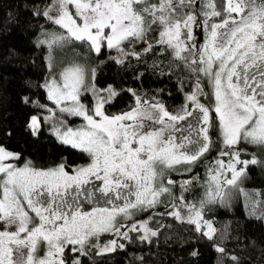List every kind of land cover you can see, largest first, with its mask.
<instances>
[{
  "label": "snow or ice",
  "instance_id": "snow-or-ice-1",
  "mask_svg": "<svg viewBox=\"0 0 264 264\" xmlns=\"http://www.w3.org/2000/svg\"><path fill=\"white\" fill-rule=\"evenodd\" d=\"M33 15L63 30L40 44L52 49L75 41L96 54L102 47L115 49L120 55L113 59L119 63L137 55L124 51L126 42L145 41L147 33L155 31L156 45L187 62L196 75L195 88L186 96L191 110L186 104L173 114L163 104L132 93L135 106L109 116L104 106L118 93L111 86L97 90L94 84L86 85L85 68L71 63L43 85L52 106L25 97L24 102L36 109L27 123L32 136L52 125L60 143L87 153L91 162L67 169L63 162L47 169L31 161L17 166L21 153L0 143V264H68L66 249L75 254L70 264H81L79 257H87L90 249L103 255L124 247L116 239L99 243L106 233L129 240L130 231L142 230L141 240L155 236L147 221L132 222L121 231L125 225L118 218L133 221L137 212L159 204L160 197H173L174 186L180 192L190 190L192 179L178 182L164 172L178 166L190 172L211 150L208 133L215 113L227 150L209 165L205 199L199 206L183 204L185 217L175 204L169 213L211 239L216 229L204 219L205 205L226 202L247 177L249 165L264 166L255 156L241 159L243 150L236 148L244 141L264 149V0H221L219 7L216 0H52ZM197 30L206 34L200 47ZM145 50L151 51L152 45L145 43ZM200 76L210 84L211 107L200 102L206 95ZM86 92L95 96L91 110L81 102ZM57 113L84 123L68 127ZM101 201L105 207L83 211L85 203ZM41 244L47 249L42 258L36 255Z\"/></svg>",
  "mask_w": 264,
  "mask_h": 264
},
{
  "label": "trees",
  "instance_id": "trees-1",
  "mask_svg": "<svg viewBox=\"0 0 264 264\" xmlns=\"http://www.w3.org/2000/svg\"><path fill=\"white\" fill-rule=\"evenodd\" d=\"M50 1L0 0V143L21 153L20 163L31 161L34 167L47 169L63 162L66 168L69 165L72 168L87 162V153L60 143L45 129L35 137L27 129L28 118L36 109L35 105L26 104L24 98L51 104L43 85L53 72L46 65L47 45L39 41L46 39L50 32L61 30L45 17L33 15L34 11L45 10ZM216 2L219 7L221 0ZM156 35L155 31L146 35L151 51L138 53V59L137 55H128L123 63L113 59L105 48L96 54L87 44L75 41L63 44V56L73 63L94 66L95 84L102 90L111 86L118 93L105 104L107 114L115 115L133 108L132 93L143 101L159 102L169 112L177 113L188 104L186 96L195 88L196 75L186 61L175 58L171 49L156 45ZM200 80L206 93L200 97V102L211 107L214 101L210 84L203 76ZM217 123L216 114L212 113L208 133L212 148L192 165L190 172L185 171L184 166L164 172L166 178L178 182L192 179L190 190L180 192L179 187L174 186L173 197L162 196L159 204L141 213L157 234L141 240L140 231H131V239L121 241L123 248L103 255L90 249L87 257H79L81 264H264L262 164L249 165L247 177L230 191L226 202L205 205L204 218L216 229L211 239L197 232L186 220L169 215L168 208L173 204L185 217L188 211L183 204L199 206L205 199L209 165L219 158L220 149L224 147ZM240 149L243 150L241 159L255 156L264 162V149L259 146L241 141ZM176 195H183L184 201L176 200ZM219 248L224 251H218ZM74 256L66 249L64 258L68 264Z\"/></svg>",
  "mask_w": 264,
  "mask_h": 264
},
{
  "label": "rangeland",
  "instance_id": "rangeland-1",
  "mask_svg": "<svg viewBox=\"0 0 264 264\" xmlns=\"http://www.w3.org/2000/svg\"><path fill=\"white\" fill-rule=\"evenodd\" d=\"M51 2H52V0L50 1L49 5L51 4ZM55 26H57V25H55ZM57 27H59V26H57ZM60 30H61L60 32H55V31L50 32V34H48L46 38L50 37L52 34H56V35L62 34L63 33V30L62 29H60ZM205 37H206V34L205 33L201 32L200 30H197V41H196L197 47H200L203 44ZM145 43L147 45H150L149 41L147 40V36L145 38V41L126 42L125 43V46H124V51L127 52V53H133V52H135L136 54H138V53H140V52H142V51L145 50ZM47 48H48V46H47ZM103 48H105L108 51V54L112 58L118 57L120 55V53H118L115 49H107L106 47H102V49ZM64 52L65 51H64L63 45L54 46L52 49H49L48 48V54L46 56V65L48 66L49 71L52 70L53 73L49 76V78H47V80L45 81V83L49 79H51L53 76L58 77L59 73L61 71H63L64 67H66L67 65L73 63L70 59L67 61L64 58V56H63V53ZM49 63H51V67H49ZM80 65L83 66L85 68V70H86V77H88V79H86V85L91 86V84H94L95 85V88L97 90H102L100 87H98L95 84V81L93 79H91L92 73L94 72V66H92V65H82V64H80ZM101 94L103 95V92H101ZM94 101H95V96L91 92H86L81 97V102L84 103V104H86L90 108V110H91V107L94 104ZM49 106H52V105L49 104ZM188 108H189V110H191L192 105L191 104H188ZM104 112H105L106 115H109V114L106 113L105 109H104ZM125 112H127V111H125ZM33 114H35V113H33ZM45 114H47V113H45ZM90 114H91V112H90ZM119 114H121V113H119ZM173 114H175V113H173ZM115 115H117V114H115ZM57 116H58V119L66 120L68 127L78 128V127H80L84 123L83 119L82 118H79V117H71V116H67V114H63L62 115L60 113H57ZM109 116H112V115H109ZM216 119H217V117H216ZM189 121H191V118H189ZM57 126H58V123H57ZM51 127H52V125H49V126L45 127L44 129H45V131L47 133L51 134L57 141H59L52 134ZM217 127H218V123H217ZM219 133H220V131H219ZM177 135L179 136L180 134L178 133ZM220 136H221V133H220ZM221 138H222V136H221ZM236 148L237 149H240L241 148V143L239 145H237ZM222 150H227V149H225V147H223V148L220 149V152ZM90 162H91V157L89 156V159H88L87 162L82 163V164H79V165H76V166H74L72 168H76L77 166H86ZM15 163L17 164V166H22L23 165V163H20L19 161H16ZM38 169H40V168H38ZM95 183H99V182H95ZM96 206L105 207L106 205L103 203V201H101L98 205L95 204V203H93V204L85 203L84 206H83V211H91L92 208L93 207H96ZM168 209L171 212L174 210L172 207L171 208H168ZM142 212L143 211L137 212L135 214V216L133 217V221H128L126 219L118 218V222H122L125 225V227L121 228V231H127L132 222L146 221V219H144L143 217H141V213ZM166 212H167V209L164 211V213H166ZM138 226H139V224H138ZM203 231H206V229H203ZM140 233H141V235H143V231L142 230L140 231ZM110 239H116L118 241V243H121L122 239H124V238L122 236H116L114 234L106 233V234H104V235H102L100 237L99 243H101V244L106 243ZM46 251H47L46 246L44 244H41L38 247V249H37V253H36L37 257L42 258L46 254Z\"/></svg>",
  "mask_w": 264,
  "mask_h": 264
}]
</instances>
